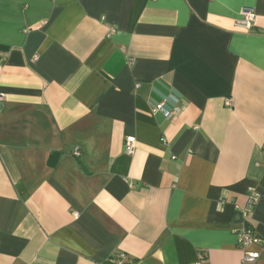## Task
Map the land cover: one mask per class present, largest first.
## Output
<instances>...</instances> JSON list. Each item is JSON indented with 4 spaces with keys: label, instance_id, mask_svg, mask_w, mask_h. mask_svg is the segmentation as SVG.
Masks as SVG:
<instances>
[{
    "label": "crops",
    "instance_id": "obj_1",
    "mask_svg": "<svg viewBox=\"0 0 264 264\" xmlns=\"http://www.w3.org/2000/svg\"><path fill=\"white\" fill-rule=\"evenodd\" d=\"M0 94V264H264V0H0Z\"/></svg>",
    "mask_w": 264,
    "mask_h": 264
},
{
    "label": "built area",
    "instance_id": "obj_2",
    "mask_svg": "<svg viewBox=\"0 0 264 264\" xmlns=\"http://www.w3.org/2000/svg\"><path fill=\"white\" fill-rule=\"evenodd\" d=\"M256 21V13L253 8L245 7L242 8L239 19L236 22V26L242 29H251ZM114 32V30L112 29ZM4 101L3 96L0 94V108ZM179 111V107L170 108L167 100L162 101L157 104L154 108L155 113L162 114L165 118L174 117ZM135 138H127L125 141V151L128 154H133L135 151ZM74 156L80 158L82 156L81 150L76 148L74 150ZM259 194L251 193L249 196L248 204L245 208H236V217L238 220V226L234 228V232L237 236V242L240 249L243 251V259L241 264H254L260 257V250H250L254 246H261L262 240L257 235L255 229L249 224V215L253 212L256 204L259 201ZM121 264V262H120ZM195 264H205L204 257L200 259Z\"/></svg>",
    "mask_w": 264,
    "mask_h": 264
},
{
    "label": "trees",
    "instance_id": "obj_3",
    "mask_svg": "<svg viewBox=\"0 0 264 264\" xmlns=\"http://www.w3.org/2000/svg\"><path fill=\"white\" fill-rule=\"evenodd\" d=\"M123 259H124V256L117 255L115 258H113V262L109 263V264H120V262H121V264H123V262H124ZM131 264H133V263H131Z\"/></svg>",
    "mask_w": 264,
    "mask_h": 264
}]
</instances>
